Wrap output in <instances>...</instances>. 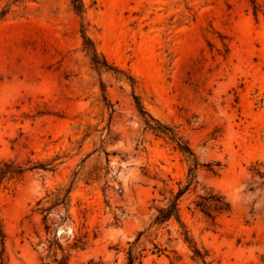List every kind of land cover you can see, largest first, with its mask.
Here are the masks:
<instances>
[{
    "label": "rangeland",
    "instance_id": "374dc122",
    "mask_svg": "<svg viewBox=\"0 0 264 264\" xmlns=\"http://www.w3.org/2000/svg\"><path fill=\"white\" fill-rule=\"evenodd\" d=\"M82 1L0 0V165L26 168L1 185L0 264H61L54 235L64 264H264V0ZM193 158L180 220L155 222Z\"/></svg>",
    "mask_w": 264,
    "mask_h": 264
},
{
    "label": "trees",
    "instance_id": "16d2710c",
    "mask_svg": "<svg viewBox=\"0 0 264 264\" xmlns=\"http://www.w3.org/2000/svg\"><path fill=\"white\" fill-rule=\"evenodd\" d=\"M72 5L75 11L78 14H82L84 12V3L82 0H72ZM82 36L84 39V48L87 51V54L90 57V60L92 64L95 67L99 68H105V69H114L112 65L106 60L105 57H102L100 53L97 51L96 46L91 39V37L87 34L86 30L82 29ZM137 98V97H136ZM138 108L141 112V114L149 117H145L146 124L149 128L156 131L157 133H161L166 135L168 138L172 140V142L175 143L176 148H178L183 154H185L188 157H194L193 150L189 143L183 139L181 135H179V132L176 131L173 127L168 126L166 124L161 123L158 120H155L147 111L144 109L143 105L140 103V101L137 100ZM154 120V122H152ZM193 166L189 168V173L187 177V181L184 184H181V181L179 182V188L175 190L174 188L169 189V194L167 195V190L164 188L161 190V192L165 195L164 199L166 200V205L162 207H158V213L155 216L154 221L157 223H163L171 218H176L180 220V211H179V200L183 196V194L190 189L192 184L195 181V168L198 166V162L195 158L192 159ZM25 167L21 164L15 163V161H4L0 165V189L1 185L4 182L5 179H11L13 177H17L23 174L25 171ZM256 173L263 176L264 172H262L260 169L256 170ZM163 182L166 184L165 180ZM74 180L69 185H59L55 189H51L47 191L46 195L40 199L37 203L41 204L38 209L41 213H43L44 219L49 214L50 210L53 207L62 205L65 207L66 211L69 210L70 202H71V192L73 189ZM222 202V207L228 208L229 204L228 202L223 201L224 198L221 195H210V196H204L203 198H209ZM200 202L197 203L199 205ZM185 235V239L187 241H190V237L188 234V231L185 229L183 231ZM55 238L50 240V248L51 250L55 247L59 248L62 252L61 256H58L57 251L54 252V261H57L61 264L66 263L69 260V257L71 255V252L62 246V244L57 242L56 235H54ZM81 241V237L76 238V241L69 247H79V242ZM57 245V246H56ZM200 260L206 264V255H202L200 251L196 250V255ZM130 260L128 264H132L133 262V256L130 255Z\"/></svg>",
    "mask_w": 264,
    "mask_h": 264
}]
</instances>
